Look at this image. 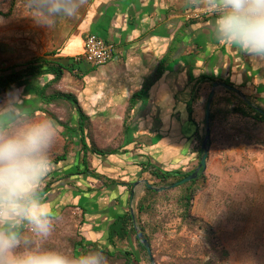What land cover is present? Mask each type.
<instances>
[{
  "label": "crops",
  "instance_id": "1",
  "mask_svg": "<svg viewBox=\"0 0 264 264\" xmlns=\"http://www.w3.org/2000/svg\"><path fill=\"white\" fill-rule=\"evenodd\" d=\"M186 13L182 0H84L76 16L63 18L65 26L72 24L74 27L69 31L63 29L60 42L64 44L58 57H82L85 61L84 47L89 37L103 39L115 46L113 59L109 64L100 68L92 65L94 70L89 73L92 80L93 73L97 76L90 84V89L97 91L93 97L91 95L90 106H94L93 110L99 116L106 117L107 122L120 123L122 126L130 99L143 88L147 78L165 56L170 53V58H173L169 60L167 71L148 90L143 101L134 110L129 134V140L133 142L126 146L127 140L124 138L120 145L124 147V151L120 154L104 158L96 156V162L93 160L97 166L105 164L108 168L106 171L111 176L100 174L96 166L94 173L98 178L87 175L80 181L74 179L71 186L61 184L57 189H50L44 194L46 201L54 206L53 212H57L62 209L60 202L63 190L67 193V190L76 187L83 191L78 194L84 195L85 202L77 206L76 200H73L68 206L76 205L75 207L86 211L83 230L87 241L103 242L116 215L126 209L128 203L131 204L129 197L132 194L129 196V187L125 185L143 180L153 185L147 179L148 173H142L139 165L149 159L159 166L150 152L161 146L163 141L174 140L170 135L177 134L175 140L178 148H181V153L186 151L187 159L182 160L177 153V161L162 160L164 166L160 167L165 170L184 169L185 164L194 162V149L198 144L196 132L203 119L202 98L193 107L194 124L189 121L187 103L197 89L195 85L200 77L212 76L217 79L216 82L232 85L243 92L247 99L250 98L254 106L264 109V64L252 61L235 46L218 44L212 39L208 31L211 18L189 22L185 18ZM209 88V83H203L201 95ZM224 91L226 90L223 88L219 89L217 95H222ZM77 165L79 162L74 167ZM126 166L138 169L140 176L130 173L125 176L116 175L117 170L122 171ZM74 167L60 171L61 175L58 177L72 172V169H76ZM101 177L118 181V185L106 189L105 180ZM85 178L97 180L99 185L88 186ZM79 182L86 186L81 188ZM141 185L145 189L146 185ZM112 191L116 192L115 197L109 199L105 193ZM53 192L57 196L54 202ZM91 218L94 220L90 221ZM132 251L137 252L134 247ZM136 264L143 263L138 259Z\"/></svg>",
  "mask_w": 264,
  "mask_h": 264
},
{
  "label": "rangeland",
  "instance_id": "2",
  "mask_svg": "<svg viewBox=\"0 0 264 264\" xmlns=\"http://www.w3.org/2000/svg\"><path fill=\"white\" fill-rule=\"evenodd\" d=\"M11 3L12 0H0V12L7 13ZM30 15L25 0H16V7L12 14L9 17H0V67L3 69L59 50L64 44L60 42L63 29L69 31L71 27H74L71 26L72 24L65 26L66 21L63 18L57 19L51 28L37 27L29 18ZM86 65L88 68H93L90 63ZM93 75L92 80L89 75L87 78L78 79L67 74L56 90L72 93L78 97L81 107L90 118V125L88 124L86 132L87 142L90 145L100 150L117 149L124 139L123 125L107 122L106 117L99 116L98 112L93 110L94 106L92 104L90 106L91 95L93 97L97 92L95 89H90L91 82L97 79L96 73ZM44 82H46L44 79L38 80L40 85ZM19 94L26 97L24 103L29 110L46 108L63 123L68 122L73 115V109L69 103L60 102L45 106L37 101L30 89H21ZM4 95H0V105L3 103ZM205 114L202 106L201 125L205 120ZM35 116L50 118L47 114L39 112ZM107 118L110 119V117ZM211 129L212 145L207 171L204 173L205 187L194 199L192 215L199 218L202 224L208 225L212 232L208 235L196 227L195 230L188 229L180 224L178 217H169L165 233L161 234L154 243L155 254L153 256L156 257L154 258L156 264H182L183 262L180 261L183 260L196 262L212 260V258L215 260L222 254L224 264H264V125L231 116L221 123H216ZM184 132L187 133V131ZM170 136L174 137V140L163 141L161 146L150 152L159 166H164L162 160L177 161V153L182 160L187 159L186 151L181 153V148H178V142L175 140L177 134ZM75 141L74 138L68 136L64 127L59 126V135L51 152L53 168L45 180L44 189L59 179L60 171H66L68 167H74L78 162L80 163L81 147L75 145ZM62 155L66 156V161L55 163ZM93 160H96V156ZM93 160H89L90 169L92 168L95 172L97 164ZM197 162L195 158L193 163L185 164L182 170L189 171L196 168ZM126 167L122 171L117 170L116 175L125 176L130 173L140 176L138 169ZM97 168L100 174L111 176L106 171L108 168L105 164H99ZM85 179L88 186L99 185L97 180ZM147 179L150 181L149 175ZM78 185L81 188L86 186L80 182ZM143 186L140 185L135 190L130 209L135 208L137 200L143 195L145 190ZM79 191L76 187L70 188L67 193H65L66 190L62 191L61 210L65 209L54 212V215L61 214L53 219L54 232L47 240H38L39 246L72 254V242L77 239L78 232L83 230V219L85 221V218L81 208L75 207L76 205L68 206V204L73 200H76L77 206L85 202L84 195L80 196ZM114 192H108L105 195L111 199L115 197L116 192ZM53 193L52 202L57 199ZM172 194L175 196L176 192ZM161 208L159 207V210H162ZM162 211V215L167 212V210ZM93 220L94 218L90 219V221ZM86 229L90 230L88 227ZM133 247L141 263L151 264L149 257L144 258L133 240L129 244L121 245L122 249L132 250Z\"/></svg>",
  "mask_w": 264,
  "mask_h": 264
},
{
  "label": "trees",
  "instance_id": "3",
  "mask_svg": "<svg viewBox=\"0 0 264 264\" xmlns=\"http://www.w3.org/2000/svg\"><path fill=\"white\" fill-rule=\"evenodd\" d=\"M16 7V0H12L10 9L7 13L0 12V17H9ZM211 18V17H209ZM206 20V19H205ZM193 22V21H192ZM196 22V21H194ZM59 50L46 54L43 57L32 58L25 63H17L12 67L3 69L0 67V95L6 94L10 90H21L30 89L36 97L37 101H40L45 106H51L55 103L66 102L73 109V115L68 122L63 123L55 115L49 113L46 108H39L36 110H30L32 115L42 113L47 114L50 119L54 120L58 126L65 128V132L71 138H76V144L81 147V161L79 165L72 169V172H67L65 175L61 176L54 183L49 184L45 189H43V195L49 192V190L57 189L59 185L66 184L65 186H71V182L75 180H81L82 177L88 175L98 178L94 172L90 171V162L93 157L97 156L104 158L109 155H118L121 151H124V147H119L118 149H106L100 150L96 146H92L87 142L88 126L90 125V118L86 115L83 108L80 105L78 98L72 93H64L62 91L56 90L58 85L63 81L67 74L72 77L82 79L89 75V73L94 70L87 67V63L82 60L79 61L76 58H60ZM172 53V52H171ZM169 55L165 56L157 65L153 74L147 78L143 88L134 94L130 99L129 105L126 109L124 121H123V136L126 142V146L130 145L129 134L132 129V123L134 120V110L140 102L143 101L148 90L164 75L169 66ZM50 78V79H49ZM39 79H45L46 82L43 85L38 83ZM49 79V80H48ZM217 79L212 76H202L195 85V92L191 100L187 103V112L189 116V121L194 124V104L202 98V106L206 112L207 102L212 90L213 83ZM203 83H209L210 88L201 95L200 89ZM250 101L251 99L248 98ZM254 103L253 101H251ZM263 111L264 109L261 108ZM231 116L241 117L254 123L264 125V115L261 114L254 107L247 104V102L240 99L235 94L224 91L222 95H217L211 111V128L215 126L216 123H221ZM89 124V125H88ZM205 120L203 125L198 127L196 136L198 139V144L194 149L196 154V159L198 160L196 168L189 171L182 169L177 170H165L160 166L152 163L148 159L146 162H142L139 166L142 173H148L150 176V181L156 190H150L145 187L143 195L137 200L135 210L136 217L133 219L130 205L124 209L121 213L116 215L113 223L109 226L105 233V238L103 242L87 241L84 231H79L77 239L72 242L73 252L78 253L80 251H85L88 249H99L103 251L108 259V264H134L138 263V254L132 250L122 249L121 245L129 244L132 240L135 242L140 253L144 258H148V253L145 247L140 242L135 224L139 227L141 232L144 234L145 238L149 242L153 254H155L154 243L158 237L165 233L166 224L169 217H178L181 225H185L188 229L203 230L208 235L212 232L208 225L202 224V221L192 215V208L194 199L205 187L206 176L204 174L194 181L185 183L176 188H172V185L178 183L185 178L189 177L200 165L201 158V148L202 142L205 137L204 130ZM212 145V140L209 147ZM126 152V151H125ZM66 161V156L62 155L58 157L55 163ZM80 177V179H79ZM105 177H101L104 179ZM106 188H111L118 185V181L108 179L104 181ZM124 184V183H119ZM129 187L128 194L131 196L133 192V185H125ZM162 187H169L171 189L159 193L157 189ZM81 193L83 191L79 189ZM172 192H176L173 196ZM131 200V197H129ZM167 210V212L162 215V210ZM81 208V207H80ZM83 212V217L86 211L81 208ZM59 214L54 215L53 219L58 218ZM83 223L85 221L83 219ZM215 247H213L214 249ZM223 257V254L222 256ZM220 256L216 257L214 260H203V261H189L183 260L182 264H224ZM156 259V257H154Z\"/></svg>",
  "mask_w": 264,
  "mask_h": 264
},
{
  "label": "clouds",
  "instance_id": "4",
  "mask_svg": "<svg viewBox=\"0 0 264 264\" xmlns=\"http://www.w3.org/2000/svg\"><path fill=\"white\" fill-rule=\"evenodd\" d=\"M84 0H25L37 27L78 14ZM187 12L211 17L210 37L235 46L264 64V0H182ZM19 90L0 105V264H108L99 249L78 253L46 249L37 241L54 232V212L43 195L53 168L51 152L59 135L52 119L32 115Z\"/></svg>",
  "mask_w": 264,
  "mask_h": 264
},
{
  "label": "water",
  "instance_id": "5",
  "mask_svg": "<svg viewBox=\"0 0 264 264\" xmlns=\"http://www.w3.org/2000/svg\"><path fill=\"white\" fill-rule=\"evenodd\" d=\"M221 88H223L226 91L231 92V93L235 94L236 96L240 97L243 101L247 102L248 105L254 107L256 110H258L261 114L264 115V111L261 108L254 106L247 99V96L243 92H241L240 90L235 88L234 86L226 84V83H222V82L213 83L212 91L210 93V96H209V99H208V102H207V106H206L205 137H204L203 142H202V148H201L202 153H201V158H200V165L194 171L193 174H191L189 177L185 178L184 180L173 184L172 188H176V187L181 186V185H183L185 183L194 181V180L198 179L200 177V175L204 174L207 171L208 157H209V152H210L209 145H210L211 134H212V129H211V111H212V106H213L214 100H215V98L217 96V93H218L219 89H221ZM142 183L145 184L148 189L156 190V188L153 185H151L147 180L139 181L138 183H136L133 186L136 189ZM135 189L132 192L131 200H134ZM168 189H169V187H162V188L157 189V191L159 193H162V192H164V191H166ZM131 213H132L133 219L135 220L136 212H135V208L134 207L131 208ZM135 227H136L137 236H138L140 242L142 243V245L147 250L148 257L150 259L151 264H156L149 242L147 241V239L145 238L144 234L141 232V230L139 229L137 224H135Z\"/></svg>",
  "mask_w": 264,
  "mask_h": 264
},
{
  "label": "built area",
  "instance_id": "6",
  "mask_svg": "<svg viewBox=\"0 0 264 264\" xmlns=\"http://www.w3.org/2000/svg\"><path fill=\"white\" fill-rule=\"evenodd\" d=\"M209 17L203 11L187 12L185 14V18L189 22L203 21ZM114 52L115 46L113 44L100 38L89 37L85 42L83 58L94 67L100 68L106 66L112 60ZM80 58L76 57V60L79 61Z\"/></svg>",
  "mask_w": 264,
  "mask_h": 264
}]
</instances>
